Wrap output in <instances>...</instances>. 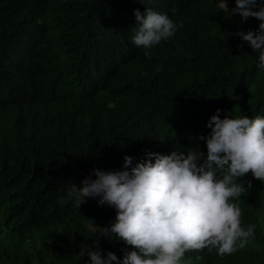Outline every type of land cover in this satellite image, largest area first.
Returning a JSON list of instances; mask_svg holds the SVG:
<instances>
[{"label": "trees", "instance_id": "16d2710c", "mask_svg": "<svg viewBox=\"0 0 264 264\" xmlns=\"http://www.w3.org/2000/svg\"><path fill=\"white\" fill-rule=\"evenodd\" d=\"M224 2L0 0V264H85L78 254L94 242L122 260L134 249L98 235L116 210L99 198L76 207L71 184L124 170L125 156L198 147L206 158L199 137L217 109L264 117V69L234 35L260 21ZM147 8L182 24L150 60L131 43L135 10ZM241 179L252 188L234 202L255 239L233 255L186 253L191 264H264V183Z\"/></svg>", "mask_w": 264, "mask_h": 264}, {"label": "clouds", "instance_id": "9594fccd", "mask_svg": "<svg viewBox=\"0 0 264 264\" xmlns=\"http://www.w3.org/2000/svg\"><path fill=\"white\" fill-rule=\"evenodd\" d=\"M221 8L228 15L239 14L242 22L250 17L260 21L258 29L234 35L250 45L257 69H264V0H235L231 9L225 0ZM171 11L175 14L176 9ZM134 14L131 43L142 47L149 60L151 49L170 41L182 27L151 8ZM222 111L210 117V134L199 137L206 141V158L198 147H188L186 153L148 152L147 159L135 164L134 157L125 156L124 170L93 168L81 186L71 184L67 196L76 207L99 198L98 206L116 210L115 222L98 235L115 237L134 249L125 248L121 260L111 251L103 256L94 242L95 250L87 246L78 254L89 257L85 264H191L186 253L206 249L221 257L233 255L255 239L256 225L242 224V209L234 201L252 188L251 181L245 187L241 178L251 174L264 183V117L233 118L229 111L222 119Z\"/></svg>", "mask_w": 264, "mask_h": 264}]
</instances>
